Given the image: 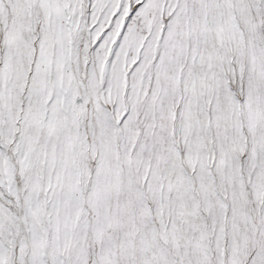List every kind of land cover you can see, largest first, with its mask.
Instances as JSON below:
<instances>
[{"label": "snow or ice", "instance_id": "6c2138e0", "mask_svg": "<svg viewBox=\"0 0 264 264\" xmlns=\"http://www.w3.org/2000/svg\"><path fill=\"white\" fill-rule=\"evenodd\" d=\"M0 264H264V0H0Z\"/></svg>", "mask_w": 264, "mask_h": 264}]
</instances>
